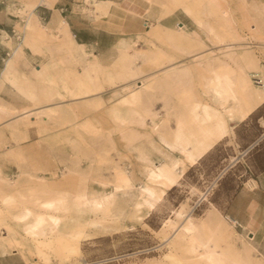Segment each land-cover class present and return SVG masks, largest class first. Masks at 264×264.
I'll return each instance as SVG.
<instances>
[{"label":"rangeland","instance_id":"rangeland-1","mask_svg":"<svg viewBox=\"0 0 264 264\" xmlns=\"http://www.w3.org/2000/svg\"><path fill=\"white\" fill-rule=\"evenodd\" d=\"M147 1L150 9L147 16L150 19L145 33L137 37H126L114 31L118 26L109 25L108 29L114 33L102 34V45L94 48L105 54L102 58L95 57L93 52L79 56L74 49L82 47L73 40L70 32L67 38L65 29L60 31V51L55 60L64 69L74 66L77 79L73 89L61 80L59 86L54 84L57 89L53 95H45L49 100L52 96L58 97L59 103H76L70 107L60 105L55 111L68 109L71 113L70 120L59 121V187L54 192L46 186L29 191L24 198L38 207V214L35 215L31 208H25L17 216L19 221H28L24 227L25 232L17 234L9 231L7 239L3 238L5 234H0V244L7 242L10 249L20 253L23 261L17 260L16 264H195L196 261L199 264L202 261L203 264L205 261L196 256L205 253L203 246L194 243L196 252H193L190 237L186 234L188 219L196 224L200 236L206 239L218 237L219 251L225 250L231 254L230 259L264 264V232H244L220 213L221 218H218L214 212H203V205L193 209L201 195L196 186L212 183L221 170L220 157L227 153H218L223 143L217 145L215 150L218 152L215 155L207 157L186 176H182L175 188L167 189L151 182L148 178V164L138 159L136 151L129 150L126 137L131 133L129 130L136 129L140 131L139 136L143 140L147 139L145 132H153L154 129L151 113H124L126 107L121 105L132 93L142 91L140 85L143 88L153 87L172 71L187 73L188 76L185 75L180 82L173 80L158 87L157 96L150 103L160 115L157 123L172 126L174 118L168 106H176L179 100L189 103L204 99L209 101L210 96L203 94L208 92L204 78L206 66L212 65L217 72L235 70V59L242 52L252 53L258 63V67L245 66L250 86L257 89L262 87L264 0H206L203 6V26H197L181 9L164 16L165 9L171 7L168 0ZM211 9L215 10V16H210ZM87 12L94 20V11L89 8ZM219 20L230 31V37L223 39V42L206 36V26ZM178 25L184 31L187 30L183 34L185 38L180 48L165 39L149 36L154 31L162 38L166 35L162 28L177 30ZM187 32L188 35L185 34ZM198 37L201 46L196 45ZM69 40L77 46L71 49ZM123 48H127L128 57L138 58L132 63L119 64L120 50ZM131 66L138 69L139 74L129 79L118 78ZM77 70L82 72L78 73ZM109 73L114 74L113 79L109 78ZM82 79L88 80V83ZM83 82L88 84L84 89L81 87ZM47 84L51 85L50 82ZM87 86H90V93L79 95L87 90ZM141 116L147 125L143 128L138 123ZM162 150L159 146L152 149L150 158L153 165L162 163ZM120 169L127 173L131 186L116 182V170ZM144 185L156 192L155 209L143 205L139 187ZM116 186L118 190H115ZM114 191L115 199L111 200L114 202L98 212H88L85 207L80 212L74 210V206L77 203L81 205L84 199L110 195ZM51 202L56 207H48L47 204ZM39 218L44 222L38 226ZM51 218L61 219L62 224L52 233L45 232L44 229L51 228ZM218 219L225 223V227L220 230L216 229Z\"/></svg>","mask_w":264,"mask_h":264},{"label":"crops","instance_id":"crops-1","mask_svg":"<svg viewBox=\"0 0 264 264\" xmlns=\"http://www.w3.org/2000/svg\"><path fill=\"white\" fill-rule=\"evenodd\" d=\"M89 8L94 11V20L87 12ZM149 10L147 0H0L3 238H8L9 231L25 232L28 221L17 220L25 208L38 214V207L24 198L29 191L46 186L54 192L59 187L61 123L55 111L60 105L70 107L76 102L59 103L58 97L49 100L45 94L53 95L57 89L54 84L59 86L61 80L73 89L77 79L74 66L64 69L55 60L60 51V31L67 29L82 47L74 49L79 56L93 52L102 58L105 54L94 50L102 45V34L143 35ZM109 25L118 28L113 31ZM220 144L218 152L215 149ZM217 145L184 174L214 153L227 151L220 157L221 170L213 182L196 186L201 195L193 209L203 205V212L220 213L244 232H264V102L247 119L234 123L231 134ZM17 260L23 261L20 253L10 249L7 242L1 243L0 264H16Z\"/></svg>","mask_w":264,"mask_h":264},{"label":"bare ground","instance_id":"bare-ground-1","mask_svg":"<svg viewBox=\"0 0 264 264\" xmlns=\"http://www.w3.org/2000/svg\"><path fill=\"white\" fill-rule=\"evenodd\" d=\"M168 1L170 2L171 7L165 9L166 12L164 13V16L171 14L176 9H181L187 16L192 18L197 26L204 24V20L202 21V15L204 1L206 0ZM106 5L108 6L109 4ZM212 15H216L214 9H211L210 16ZM227 28L228 26H225L219 20V22L206 26V36H209V39L220 40L221 42H223V39L230 37V31L229 29L227 30ZM162 30H164L166 33V35L162 36V38L158 36V34H156V32L154 31H152L151 35L149 34V36H153V38L159 37L161 40L165 39L168 43L180 48L183 38H185L183 34L187 30L184 31V28L181 25H178L177 30L170 28H162ZM64 33L67 38H69L67 29L64 30ZM188 33L189 32L185 34L188 35ZM196 41V45H202L201 39H199V37ZM68 44L71 49L77 46V44L73 43V41L71 40H69ZM120 55L121 57L118 63L123 65L132 63L135 59L138 58V56L130 57V55L128 57L127 48L121 49ZM235 63L237 65V68L235 70L227 69L224 72H217L214 68H212V65H207L204 78L206 86L205 88H207L208 92H206V94H203L206 96L208 94L210 96V100L207 101L204 99L193 103L186 102L185 100H179L177 105L175 104L176 106H168L167 109H170L169 111H171V115H173L171 117L174 118V124L172 126H162L164 123H162V125L157 123V118L160 115L157 112L156 107L151 104L153 103V99H155L157 96L156 90L158 89V87L169 84L173 80L180 82L185 77V75L186 77L188 76L187 73H183L177 70L167 73L163 77V79L153 87L143 88L142 85H140L139 89L142 90L141 92L136 91L132 93L126 100H123L121 105L126 107L123 109L124 113L131 111L132 113L142 115L145 111H147L152 115L151 119L154 124V129L153 132H145V136L148 135V137H146L147 139L143 140L139 136L140 131L136 129H131L129 130L131 133H129L128 135L126 134L128 145L130 146H128L129 150L136 151L138 153V159L145 161L148 164V178L151 180V182L161 184L167 189L176 186L179 179L184 176L189 166L195 165L220 141L230 135L232 124L239 123L247 119L258 108V106H260V104L264 102V85L259 89L251 87L250 78L245 69V66L258 67L257 59L252 53L242 52L237 54ZM91 64L92 62L89 63V65ZM136 74H139L138 69H134V67L131 66L128 68V70L119 75L118 78L129 79V77H133ZM108 75L110 79L114 78L113 73H109ZM82 80L88 83V80ZM84 82L81 86L82 89H84V86L88 85ZM89 87L90 86H87V90H85V92H81L79 95L90 93V91H88ZM82 89L80 91H83ZM147 104H150V106L146 107ZM55 114H57L59 121L71 119V113L68 109H60L55 112ZM138 123L139 126H142L141 128L147 126L145 119L142 116ZM156 146L162 147V149L164 150V154L162 155V163L153 165L150 155L152 149ZM126 174L127 173H125L124 170H116V182H118L119 184H126L131 186V180ZM118 189L119 187L116 186L115 190ZM139 192L141 194H138H140L143 198V205L153 209L156 202V192L154 191V189H152L148 185H144L139 187ZM162 192L165 193V191ZM115 193L116 191L112 192L110 195L98 196L92 198L91 200L84 199V202L81 205L77 203V205L74 206V210L79 211L83 207H85L88 209V212H98L107 207V205H110V202ZM47 206L50 208H54L56 207V204H54V202H51L48 203ZM28 214L29 213H27L25 216H27ZM213 214H216L218 218H221L219 213L215 212ZM178 215L182 214L179 213ZM218 220L219 225H216V229L220 230L221 228L225 227V223L223 220L221 221V219ZM43 222L44 220L42 218H39L37 220V225L39 226ZM188 222L189 223L186 227V234L190 237L192 251L196 252V249L193 248V245H196L194 243H198V245L200 244L205 250V253L199 256L196 255L201 260H203V262L205 261V263L203 264H251L248 261L244 262L240 261L239 259H230L231 254H229L228 252H224L225 250H222L223 252H220L221 250L219 251L218 237L206 239L205 237L197 234L198 227L191 219H188ZM61 224V219L51 218V228L49 230L44 229V231L52 233L55 230H58ZM227 232L229 233V231ZM197 263L199 264L198 261H196L195 264ZM200 263L202 264V261Z\"/></svg>","mask_w":264,"mask_h":264},{"label":"built area","instance_id":"built-area-1","mask_svg":"<svg viewBox=\"0 0 264 264\" xmlns=\"http://www.w3.org/2000/svg\"><path fill=\"white\" fill-rule=\"evenodd\" d=\"M146 26H148V25H146ZM210 190H211V188H209V192H210ZM209 192H208V193H209ZM208 193L206 194V196L208 195Z\"/></svg>","mask_w":264,"mask_h":264}]
</instances>
